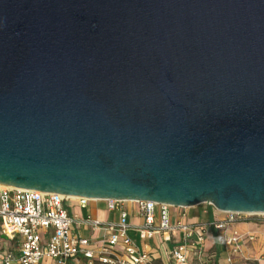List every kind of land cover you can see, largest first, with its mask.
Returning a JSON list of instances; mask_svg holds the SVG:
<instances>
[{
	"label": "water",
	"instance_id": "obj_1",
	"mask_svg": "<svg viewBox=\"0 0 264 264\" xmlns=\"http://www.w3.org/2000/svg\"><path fill=\"white\" fill-rule=\"evenodd\" d=\"M0 184L264 214V0H0Z\"/></svg>",
	"mask_w": 264,
	"mask_h": 264
},
{
	"label": "built area",
	"instance_id": "obj_2",
	"mask_svg": "<svg viewBox=\"0 0 264 264\" xmlns=\"http://www.w3.org/2000/svg\"><path fill=\"white\" fill-rule=\"evenodd\" d=\"M75 200L85 208L89 199L72 198L57 193H48L20 188H0V222L3 237L18 245L17 250L2 252L0 243V264H71L81 255L88 264H154L146 251L141 250L129 236L134 230L141 240L152 239L159 233L182 232L181 240L173 247V264H190L189 246L192 243L201 257L204 243L205 225L194 228L183 221L184 213L174 220L176 208L154 201L125 202L103 200L110 212H118L117 221H99L91 216L78 218L71 215L67 202ZM134 205L139 224L129 222L130 209L126 204ZM223 216L211 223L217 229L244 220L246 216H256L264 221V214L247 215L233 212H221ZM75 225L90 227L92 231H102L99 246L92 248V239L84 237L78 231L72 232ZM201 230L200 233H196ZM194 234H196L195 237ZM243 240L254 241L255 236L234 231L226 237L225 245L233 253H240L239 243ZM232 264V259L228 258Z\"/></svg>",
	"mask_w": 264,
	"mask_h": 264
},
{
	"label": "crops",
	"instance_id": "obj_3",
	"mask_svg": "<svg viewBox=\"0 0 264 264\" xmlns=\"http://www.w3.org/2000/svg\"><path fill=\"white\" fill-rule=\"evenodd\" d=\"M66 207L71 215H76L80 219L91 216L93 219L103 222L119 220V213L108 211L103 200H91L85 208H82L77 201L71 200L67 202ZM126 207L130 209L129 222L132 224H139L141 218L138 216L134 205L127 203ZM174 213V220H176L179 214L184 213L185 217L183 221L191 224L194 228H197L199 225H205L206 231L204 243L201 248V257H198V250L191 243L188 252V261L190 264H230L228 258L232 259V264H264V221L259 217L246 218L228 226L226 229L217 230L211 223L220 219L223 214L209 204H201L191 208L176 210ZM78 231L82 236L92 239V248L99 246L100 238L103 233L102 231H92L90 227L86 226H82L78 229L73 225L72 232L77 233ZM234 231L243 234H252L255 236V240L241 241L239 243L241 252L233 253L232 250L225 245V239L226 237H230ZM200 232L201 230H197L196 233ZM182 235L180 231L159 233L152 239L141 240L136 231L132 230L129 232V236L141 250L149 254L154 264H167V262L173 264L171 251L181 240ZM195 236L196 234H194L193 237ZM5 241L8 240L2 235L0 222V243L2 252H7L11 249L14 251L17 250L18 245L13 242L12 245H9ZM139 243L141 246L138 245ZM165 244H174L172 249H170V253L165 249ZM157 250L161 253V257L156 258ZM71 264H88V262L83 256L79 255L71 261ZM95 264L99 263L95 261Z\"/></svg>",
	"mask_w": 264,
	"mask_h": 264
},
{
	"label": "rangeland",
	"instance_id": "obj_4",
	"mask_svg": "<svg viewBox=\"0 0 264 264\" xmlns=\"http://www.w3.org/2000/svg\"><path fill=\"white\" fill-rule=\"evenodd\" d=\"M175 214V213H174ZM247 218H255L256 216H246ZM7 244L12 245V242L9 241H5ZM140 242V241H139ZM139 246H141V244H138ZM174 246V244H165V249H167V251L170 253V249H172V247ZM163 254V253H162ZM157 257H161V253L157 250L156 251V258ZM167 264H170L167 262ZM172 264V263H171Z\"/></svg>",
	"mask_w": 264,
	"mask_h": 264
},
{
	"label": "bare ground",
	"instance_id": "obj_5",
	"mask_svg": "<svg viewBox=\"0 0 264 264\" xmlns=\"http://www.w3.org/2000/svg\"><path fill=\"white\" fill-rule=\"evenodd\" d=\"M3 187H9V186H5V185L0 184V188H3ZM72 198H74V196H72ZM248 215H252V214H248Z\"/></svg>",
	"mask_w": 264,
	"mask_h": 264
}]
</instances>
